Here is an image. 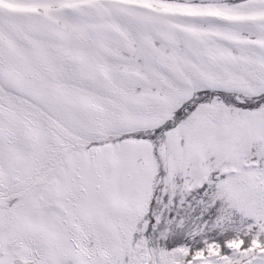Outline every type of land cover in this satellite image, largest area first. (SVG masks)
Returning a JSON list of instances; mask_svg holds the SVG:
<instances>
[{"label": "snow or ice", "instance_id": "obj_1", "mask_svg": "<svg viewBox=\"0 0 264 264\" xmlns=\"http://www.w3.org/2000/svg\"><path fill=\"white\" fill-rule=\"evenodd\" d=\"M0 264H264V0H0Z\"/></svg>", "mask_w": 264, "mask_h": 264}]
</instances>
